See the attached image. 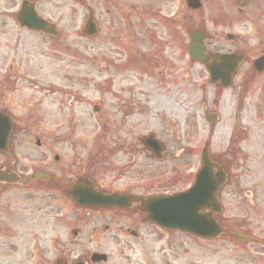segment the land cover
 <instances>
[{
    "label": "flooded vegetation",
    "instance_id": "obj_1",
    "mask_svg": "<svg viewBox=\"0 0 264 264\" xmlns=\"http://www.w3.org/2000/svg\"><path fill=\"white\" fill-rule=\"evenodd\" d=\"M10 1L9 14L0 8V113L12 129L0 148V264H187V237L209 244L213 254L223 253L227 242L248 257L259 247L263 253L264 178L251 191L258 228L249 224L246 186L236 189L246 227L229 225L216 239L151 217L161 213V197L188 190L200 169L190 136L175 130L192 119L183 99L189 94L186 53L191 60L196 32L206 34L200 55L206 61L194 60L205 69L197 72L208 74L201 91L211 82L208 63H221L219 55L227 56L224 64L230 60L224 68L230 84L220 78L211 85L217 120H225L224 96L230 98L222 195L235 196L240 175L233 153L237 159L249 153L242 143L250 133L264 135V0H139L120 9L118 0H79L85 11L80 44L48 15L39 13L57 35L22 26L17 14L23 2L37 9L40 0ZM90 15L95 33L87 35ZM89 38L99 42L104 70L113 68L118 77L102 79L101 103L85 94L92 80L18 87L16 76L41 69L44 58H85ZM57 92L62 96L55 99ZM227 209L231 215L233 208ZM260 259L264 264V255Z\"/></svg>",
    "mask_w": 264,
    "mask_h": 264
},
{
    "label": "rangeland",
    "instance_id": "obj_2",
    "mask_svg": "<svg viewBox=\"0 0 264 264\" xmlns=\"http://www.w3.org/2000/svg\"><path fill=\"white\" fill-rule=\"evenodd\" d=\"M79 0H40L37 5V9L42 15H48L53 19H57L62 29L65 31L66 36L73 43L76 42L80 44L79 39H77L78 32L82 26L83 13L85 12L79 5ZM130 2L133 4H138L139 0H118L119 9L125 5H129ZM4 7L6 13L11 10L10 0H0V8ZM11 17H7V21L11 20ZM98 40L95 38H89L85 41L84 46L87 47V52H84L87 56L85 58L77 59L71 58L69 55L65 57L64 61L58 63L51 62L49 59L44 58L42 68H37L35 72L32 70H27L23 75L18 77L17 85L18 87L27 86H37L38 85H48V84H59V83H70L80 81H91L92 85L90 91H86V95H94L95 100H103L100 96L104 94V90L101 86L102 79L108 78H118L117 72L113 68H109V71H105L101 65L100 60V49ZM80 46V45H79ZM74 45V49L82 50L81 47ZM186 67L189 73V79H187V87L189 89L188 98L183 99L186 102L187 108L190 110L192 115L191 122L188 124L181 123L176 132L181 136L188 134L190 140L188 142L192 143L195 148L196 160L198 165L200 164L201 150L203 147L208 146L209 152L213 159L219 162L220 157L223 153L228 151V145L230 142V126L233 124L231 122L230 115H232V108L230 105V98L227 95L224 96L225 101V120L220 121L217 124H209L207 120V112L214 111L217 107V98L214 95V88L210 84L204 83L205 90L201 91L199 84L201 82L207 81L208 74L204 72L202 75L198 70H205L199 64L191 61L188 54L186 53ZM4 67L0 65V72H3ZM131 76V74H130ZM132 82H126L128 85L134 83L136 76L130 79ZM33 82L36 85L29 84ZM129 86H126V88ZM117 91V90H116ZM56 98L62 96L60 92L56 93ZM247 100L245 101L246 106ZM178 103H174L177 105ZM102 117V116H100ZM231 122V123H230ZM228 123L229 129H228ZM98 126V124H96ZM244 143H242V148L249 150L248 154L243 153L241 158L237 159V151H235L233 160L239 163L235 167V173L240 175L238 182L234 183L233 190L236 191L238 186H254L256 184V179L264 178V135L250 133L247 137L243 138ZM246 145V146H245ZM232 154V155H233ZM231 156V155H230ZM252 156V158H251ZM259 175L261 177H259ZM242 182V183H240ZM244 204H248L244 202ZM223 212L220 215L221 222L227 225L229 212L228 207L233 208V213L231 216L242 218L244 211L239 209L242 207L240 198L235 194L233 198H226L222 200ZM239 207V208H238ZM249 215H251L250 223L258 228V223L260 215H258V208H251L246 206ZM188 246V256L187 264H258L260 258L264 255L262 249H253V252L249 254V257L256 256L257 261H252L247 257V253L244 249H237L232 251L229 246V242L225 243V246L220 247L225 248L221 254H213V249L209 244H202L197 241V239H191L187 237ZM258 251V252H257ZM230 252V256L228 254ZM224 255V256H222ZM250 259V262H249ZM263 264V263H261Z\"/></svg>",
    "mask_w": 264,
    "mask_h": 264
},
{
    "label": "water",
    "instance_id": "obj_3",
    "mask_svg": "<svg viewBox=\"0 0 264 264\" xmlns=\"http://www.w3.org/2000/svg\"><path fill=\"white\" fill-rule=\"evenodd\" d=\"M23 11L19 14V19L22 23H26L29 27L37 28L41 30H47V23L43 21L36 13L35 9L31 6H23ZM24 19V20H23ZM27 20V21H26ZM193 41L191 51L195 50L197 46ZM217 66L210 65L211 77L213 81L217 80L215 77V70ZM224 71L219 70L220 77L227 81L224 76ZM215 120V116L210 118ZM11 132V122L8 116L0 113V148H4L7 145L9 135ZM202 163L203 167L198 173L196 183L194 187L188 192H184L179 196L168 199L169 202H180L179 216H177V208L173 212L172 219L165 218V215L159 216L158 222L164 221L165 225L171 224L177 228H185L187 231L199 235V236H214L217 231H221V227L217 221L213 218L212 214L202 213L206 208L219 212L221 205L218 202V191L223 185L226 175L222 172V169L218 163L211 160L209 152L205 149L203 151ZM215 169V171H214ZM211 172H213V177ZM172 202V203H173Z\"/></svg>",
    "mask_w": 264,
    "mask_h": 264
}]
</instances>
